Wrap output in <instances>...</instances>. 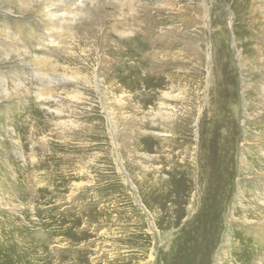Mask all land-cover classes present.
Here are the masks:
<instances>
[{
    "label": "rangeland",
    "instance_id": "1",
    "mask_svg": "<svg viewBox=\"0 0 264 264\" xmlns=\"http://www.w3.org/2000/svg\"><path fill=\"white\" fill-rule=\"evenodd\" d=\"M23 1L0 264H264V0Z\"/></svg>",
    "mask_w": 264,
    "mask_h": 264
},
{
    "label": "bare ground",
    "instance_id": "2",
    "mask_svg": "<svg viewBox=\"0 0 264 264\" xmlns=\"http://www.w3.org/2000/svg\"><path fill=\"white\" fill-rule=\"evenodd\" d=\"M24 1H25V0H24ZM24 1H23V2H24ZM36 2H37V1H36ZM24 3H25V2H24ZM28 4H29V3H28ZM29 5H31V4H29ZM53 5H54V4H53ZM27 6H28V5H27ZM54 6H57V5H54ZM33 7H34V6H33ZM9 8H10V7H9ZM37 9H38V10H39V9L45 10V9H47V8H45L43 4H42V5L40 4V7L37 8ZM61 10H63V11H67V9H65V8H64V9H59V8H58V11H61ZM4 34H5V38L11 36V34H8V32H5ZM49 36L52 37V36H53L52 33H50ZM55 37H56V36H55ZM12 41H15V40H12ZM2 81H3V80H2ZM1 83H2V82H1ZM1 83H0V84H1ZM3 83H4V82H3ZM15 83H16V82H15ZM4 84H5V83H4ZM6 85H7V84H6ZM0 87H1V86H0ZM2 90H3V91H7V88L2 89ZM8 92H9V91H8ZM208 157H209V155H208L207 153L203 154V155H202V161H204V159L209 160ZM201 164H203V168H205V169H209V166L204 165L205 162H204V163L202 162ZM208 165H209V163H208ZM206 171H207V170H206ZM197 172H198V171H197ZM201 172H202V171H201ZM205 173H206V172H205Z\"/></svg>",
    "mask_w": 264,
    "mask_h": 264
}]
</instances>
